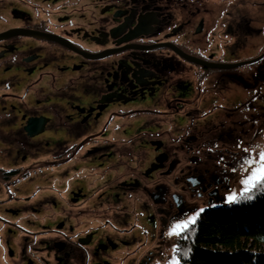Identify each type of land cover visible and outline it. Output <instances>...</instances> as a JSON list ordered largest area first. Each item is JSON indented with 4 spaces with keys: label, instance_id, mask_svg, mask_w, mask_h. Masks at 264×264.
I'll return each instance as SVG.
<instances>
[{
    "label": "flooded vegetation",
    "instance_id": "af4514ba",
    "mask_svg": "<svg viewBox=\"0 0 264 264\" xmlns=\"http://www.w3.org/2000/svg\"><path fill=\"white\" fill-rule=\"evenodd\" d=\"M232 7L238 16L217 15ZM256 31L264 32V0H0V35L8 33L0 38V87L15 88L0 96V134L13 127L10 136L21 135L18 158L7 156L17 166L2 202L15 207L0 212V264H17L25 251L34 260L21 264L123 262L131 229L105 207L142 197L149 216L170 209L180 191L166 136L181 132L178 139L200 149L214 141L182 118L203 109L204 96L223 98L230 82L242 83L237 66H217L240 62ZM31 117L45 122L34 136L25 129ZM87 208L93 217L80 213Z\"/></svg>",
    "mask_w": 264,
    "mask_h": 264
},
{
    "label": "rangeland",
    "instance_id": "374dc122",
    "mask_svg": "<svg viewBox=\"0 0 264 264\" xmlns=\"http://www.w3.org/2000/svg\"><path fill=\"white\" fill-rule=\"evenodd\" d=\"M248 5L251 6L252 4H248ZM239 6H242V4H239ZM239 6H238V8H239L238 10H239V15L241 16L243 14H242ZM255 6L257 8V5H255ZM226 12H228L232 15L233 14L237 15V9H235V7H232V9L230 11L229 10L222 11L220 15L217 13V15L218 16L222 15L223 17H225ZM251 14H252V16L254 15V9L252 10ZM255 14H256L255 17L257 18L259 13L256 11ZM215 17H217V16L214 13L212 15V18H215ZM226 19H227V17H226ZM241 20H242V17H240L239 21H241ZM255 22H256V25L261 26V23H262L261 21L259 22V20L256 19ZM243 23H244V21H242L240 25L243 26ZM256 34H257L256 37L251 35V38L255 41V43L252 45L251 42H248L250 48L248 50H245L246 52L242 48L241 50L244 51L245 53H243L244 54V55H242L243 57L239 56L238 59L246 58V56L250 55V54H251V56H255L258 54L257 56L259 57L261 54L264 53V32L256 31ZM2 36H6V35H2ZM0 38H2V37H0ZM257 56H255V58ZM229 58L234 60V61L236 60L232 57H229ZM240 61H242V60H240ZM254 68L256 69L257 65H255V63H251V64H246L245 66H241V67L237 68V70L246 74V73H250L251 71H253ZM10 74H11V72H10ZM4 77H5V75H3L0 72V78L2 79ZM6 81H8V80H6ZM9 82H10V84H9L10 87H8V86L0 87V96L4 92L5 93L14 92L15 88L13 87L11 81H9ZM204 84H207V83L204 82ZM229 86H231L228 88L229 93L227 95H225L224 98L221 97L220 100L218 99L217 105L215 106V109H213V111L216 110L217 113L215 114L214 118H212L215 120H214V122L211 121V125H214V126L220 125L219 129H216V131L213 133L214 136H216V134H222L223 137H225L226 133L230 132L233 134L235 132V130H236L235 126H233V132H231L230 130L226 129L225 126H223L221 124L222 123L221 119H223V118L226 119V115H227L226 111L228 108L231 109V107L239 104L238 103V102H240L239 99H241V101H245L248 98V96H250V94H251V92H248V91L244 92L243 89L238 84L237 85L229 84ZM260 88L261 87H259V90H260ZM212 94L204 96L203 99L201 100V105H202L203 109L211 106L209 104V102H210L209 99L212 98ZM214 97H215V95H214ZM236 110L237 109L231 110L230 114H232V116H231L233 118L232 121H237V119H238V117H237L238 114L235 113ZM262 110H264V107ZM212 113L213 112H211V114ZM184 120H185V118L183 117L182 118L183 125H184ZM193 121H190V123L192 124ZM248 124H249V128L247 130L248 132L244 131L242 136L239 135L241 137V140L239 138L238 142L234 143L232 141H228V140L225 141L224 140V141H219L218 143L214 144V142H215V140H214L212 142H209L208 146H206V148H203V150L202 149L199 150L200 153L197 150L191 149V146L189 147L185 144L184 145V151H178L177 153L173 154V156L175 158H178L180 160L177 169L174 170V175L172 178L173 187L175 186L174 190L182 192V189H184V188H179L178 185L184 184V186H186L184 190H186V192L189 195V202H187L185 204L186 206H184L183 209H180V207L178 206V210L169 209V210H164V211H157L156 208H154V210L152 212L154 214L149 216V214L147 213L148 210L145 208V206H143L144 202L142 200V197L139 201L127 202L124 205V208L121 206L120 207L119 206L118 207L113 206V207H109V208L105 207L108 212L110 211L109 213L115 212V214H116V212H117L118 217H120V215H121L123 218H125V220H126L125 227L131 229L130 238L132 240L133 245L128 246L129 248L127 247L128 251L126 250V252H124V253H127L126 255L121 254L122 256H121L120 260L123 259V262L120 261L117 264H169V261L172 259V257L174 255L178 256L181 259L182 254H184V252L186 251L184 249V247H185L184 244H186L188 237L191 236L192 233L196 231L195 227H196L197 222H195L194 225L190 226L191 231L186 230L184 233H182L180 235H176L174 233L169 234V229H170L171 223L173 222L174 218H183V215L185 213L190 214V212L192 210H194L195 208L203 207V209L205 210L206 208H208L209 206L212 205V201L210 200V198L213 199L214 205L229 204V201L227 200L226 194L230 191L231 188H236L238 190L241 187V184L239 183V181L245 172V169L238 167V161L242 162V157L245 155V150H250L251 154L253 156H255L256 158H258L259 151L261 150V148H264V114H263V117L258 118L255 113H250ZM44 125H45V122L41 127H44ZM13 126L15 127V129L17 128V126H18L17 121H15L13 123ZM12 128L13 127H10L8 133L0 134V140H1V144H0V166L3 167L2 169H0V212L5 210V213H6L7 209H10V207H12L14 205L9 206V204L6 203L7 206H5L4 203L2 202V200L8 198L7 194L9 193V189H10V186L6 182V178H7L6 175L7 174L4 175V172L8 171V173H11L12 171H14L13 168L17 166L13 163L10 165L7 156H9V151L11 150L12 151L11 156L14 158L15 157L18 158L17 157L18 152H17L16 148H18L19 142L17 140L19 137H21L20 133L17 134L15 139L13 136H10ZM170 134H169V136H170ZM179 134L180 133H172L171 135L173 137H177ZM141 136L145 137L146 134H143ZM169 136L167 135L166 139L167 140L170 139L171 142H173V145H175L177 143L182 144V141L179 139H178L179 141H176V143L174 144L175 141H174L173 137L171 138ZM229 138H230V136H229ZM8 143H10V144H8ZM7 146L10 148L5 149ZM232 147L237 148L236 152L238 155L235 156V159H233V161L228 162L229 167L227 166V168H225L224 164H220V169H218V171H217V174L219 173L220 176H218V179L214 180V182L212 181L211 176H208L207 180H206V177H205L206 173L208 174V172H211V171L209 170L208 166H206L207 164L205 165V167H204V174L205 175H203L205 180L201 182L202 185L205 187V190H203L201 187H199L201 189L202 193L197 191V189L195 190V188H198V186H199L198 182L195 184L191 180L184 182L181 179L185 175L187 170L190 171V175H193V172H191V171H192V169H194V166L197 165L195 160H197L198 162H205V163H207L209 160H216L218 157L216 156L215 153H218V156L219 157L221 156L222 159L227 158L230 160L231 153H233L231 150ZM238 147H240V148H238ZM195 149H196V147H195ZM173 150H174V152L176 151L175 148ZM195 152L198 155L196 157V159L192 156ZM184 160L188 161V165H185L183 167V169H181V167L183 166L182 161H184ZM131 165H132V163L130 161L127 164L128 169H130ZM233 168H236L237 171L233 172L232 171ZM210 169L217 170V166L212 165L210 167ZM17 172H19V171H17ZM197 173H199V172H197ZM2 178H5V179L2 180ZM87 180H88V177H86V180L84 181V184H86V186L89 185V182ZM39 182H41V181H33L32 183L37 184ZM42 182H45V184L51 183L50 180L46 181V179H43ZM34 187H36V186H34ZM48 191H50V189L45 190V191H41L40 193L44 192V194H48L49 193ZM259 193H260V191H257L255 194H253L251 199H246V201L252 200L255 196L259 195ZM50 194L54 195L52 193H50ZM59 195H60V193L57 194V196H59ZM93 195H95V194H92V196L90 195L89 198L93 199ZM137 195L142 196V192L138 191ZM16 205H18V204H16ZM174 213H176V215ZM66 214H67V212H66ZM109 215H107L106 217L109 218ZM27 218L28 217H26V219ZM15 219H17V218H15ZM149 219H150V221H151V219L153 220V222L151 224L148 223ZM197 219H198V217H197ZM197 219H196V221H197ZM17 220H20V219H17ZM23 220L24 219H21L20 222ZM26 222L27 221L25 220V223ZM68 224H73V223L69 222ZM12 229L16 230V232L13 231V233H15L17 235H19V233L23 232V231L21 232V230L19 228H17L16 226H12ZM24 235H25V233H24ZM4 251H5V248L0 246V252H4ZM121 252L123 253V251H121ZM118 253H120V252H118ZM30 255L31 256H29L26 251L23 252L21 254L22 257H17L16 263L21 264L20 261L23 258H24V263L28 262L30 257H32V256L34 257L33 254H30ZM38 257H42V256H38ZM43 259L44 258H42V260ZM33 260H34V258H33ZM112 262L113 261H111V263Z\"/></svg>",
    "mask_w": 264,
    "mask_h": 264
},
{
    "label": "trees",
    "instance_id": "16d2710c",
    "mask_svg": "<svg viewBox=\"0 0 264 264\" xmlns=\"http://www.w3.org/2000/svg\"><path fill=\"white\" fill-rule=\"evenodd\" d=\"M260 87V90L259 88L256 90V94H259L258 97L256 99L252 97L248 100L249 104L246 113H242L237 121L227 123V125L235 126L236 130L234 134L227 133V136L224 137L225 141L234 142L235 137L233 135H235L237 136L236 142H238L240 138L239 134L244 131L246 132L249 128L250 113H255L258 118L263 117L264 85ZM199 125V121H197L192 126L194 130L193 134L196 133ZM243 126H245V130H241ZM197 132L195 135L200 137V135L207 134L208 131L205 133ZM220 135L216 136L214 144L221 141ZM188 136L189 133L185 137ZM180 140L182 141L181 145L186 144L189 147L191 146V149L200 152L199 150L201 149L197 141L195 144L194 142H188L189 140ZM177 150L184 151V148ZM235 150H237L236 147ZM215 154L218 158L216 160H209L207 163L195 160L197 165L192 169L193 175L190 177L196 178L197 175H205L203 172L207 164L206 166H208L211 172L206 173L205 177L211 176L214 182L220 176L219 173L217 174L220 164H223L224 160L231 162L238 155L236 151H233L229 160L227 158L222 159L221 156H218V153ZM196 155L195 152L192 156L196 159ZM173 158L175 157L173 156ZM212 165L217 166V170L210 169ZM224 166L227 168L226 165ZM197 171L202 174H197ZM5 174H8V171L4 172ZM257 191H260L259 195L255 196L252 200L246 201V199H241L238 201V204H231L229 202L231 205L220 204V206L211 207L209 212L205 211L196 223V231L188 237L186 244H184V249L188 251V255L182 254L181 264H264V239L261 238L264 237V191L256 190L252 193V196ZM217 207L223 208L217 211L214 209Z\"/></svg>",
    "mask_w": 264,
    "mask_h": 264
},
{
    "label": "bare ground",
    "instance_id": "6f19581e",
    "mask_svg": "<svg viewBox=\"0 0 264 264\" xmlns=\"http://www.w3.org/2000/svg\"><path fill=\"white\" fill-rule=\"evenodd\" d=\"M255 7V6H254ZM256 8V7H255ZM261 47V46H260ZM264 54V53H263ZM263 54H261V55H263ZM260 55V56H261ZM256 56V55H255ZM255 56H251V54L250 55H247L246 56V58H241V60L242 61H240V62H244V64H241V65H238L237 67L239 68V67H241V66H245L246 64H249V62L251 61V60H254V59H257V57L255 58ZM243 57V56H242ZM262 57H264V55L262 56ZM261 57V58H262ZM214 63V62H213ZM212 63V64H213ZM233 68H235V67H233ZM255 69V68H254ZM257 69H258V73H257V75H256V77H253V78H250L249 76H248V73H246L245 74V76H243V78H242V83H232V82H230V84H234V85H239L242 89H243V91L244 92H251V94H250V96H248V98L245 100V101H241V99H239V101L240 102H238L239 104H237L236 106H233V107H231V109L230 108H228L227 109V111H226V113H227V115H226V119L225 118H223V119H221V121H222V125L223 126H225L226 127V129H228V130H230L231 132H233V126H230V125H227V123H229L230 121H232V114H230L231 113V110L232 109H237L236 111H235V113H237L238 114V119H239V117L242 115V113H246V111H247V106H248V104H249V102H248V100L250 99V98H252L253 97V99H256L257 97H258V95L259 94H256V90L260 87V86H262V85H264V61H263V64H260L258 67H257ZM257 69H255V70H257ZM231 87V86H230ZM217 98H219V100H220V98H221V96H217V97H214V99H213V97H212V99H209L210 100V102H209V104L211 105V106H209V107H207V108H204V109H200V110H197V109H195L194 111H193V118H189V116H187V117H184L185 118V120H184V126H186V125H190L191 127L194 125V123L195 122H197V121H199V126L201 127V128H203V130L205 131H210L211 133H212V136H214V132L216 131V129H219V126H214V125H211V121H213L214 122V120L215 119H212V118H214V116H215V114L217 113V111L215 110V111H213V106L215 105V102H217L218 101V99ZM224 98V97H223ZM211 112H213L212 114H211ZM222 117V116H221ZM237 119V120H238ZM194 120V121H193ZM190 121H193V123L191 124L190 123ZM200 122H202V123H200ZM225 122V123H224ZM206 124H207V126H206ZM43 130V127H39V129H34V131H31V130H29L28 132H27V134L28 135H30V136H34V135H36L37 133H39V132H41ZM241 130H245V126H243L242 128H241ZM227 131V130H226ZM246 132H248V131H246ZM180 134H181V132H180ZM179 134V135H180ZM234 134V133H233ZM178 135V136H179ZM218 134H216V136H217ZM240 136H242L243 135V133H240L239 134ZM149 136H151L152 137V132L150 131V133H149ZM177 136V137H178ZM216 136H214L215 138H216ZM223 135L221 134L219 137H220V140L221 141H224V137H222ZM226 136H227V133H226ZM234 137H235V141L234 142H236L237 141V136H235V135H233ZM239 136V137H240ZM169 137H173L171 134H170V136ZM177 137H173V139H174V144L176 143V141H179L178 140V138ZM240 140H241V137H240ZM170 143H171V155H172V157H173V154L176 152H174V145H173V142H171V140H170ZM177 144H179V143H177ZM177 144H175V145H177ZM233 148V149H232ZM231 148V150H232V152L233 151H236L235 150V147H232ZM176 149V148H175ZM9 153H10V151H9ZM200 153V152H199ZM198 153V154H199ZM198 155H196V157H197ZM176 162H177V164H174V166H173V169H172V172H173V175H174V170H176L177 169V167H178V165H179V162H180V160L177 158L176 160H175ZM223 164L224 165H226V166H228L229 167V165H228V161H224L223 162ZM182 167H181V169H183V167L185 166V165H188V161L187 160H184V161H182ZM191 172H193V171H191ZM197 172H199V171H197ZM196 172V173H197ZM204 173V172H203ZM208 173H210V172H208ZM197 174H202L201 172H199V173H197ZM191 175H190V171H188L187 170V172L185 173V175L181 178L184 182L185 181H187V179L190 177ZM172 178H173V176H172ZM3 179H5V178H2V180ZM206 180H207V178H206ZM6 182H8V180L6 179ZM172 183H173V180H172ZM178 187L179 188H184L185 189V187L186 186H184V184H180V185H178ZM174 189H175V186L173 187ZM184 189H182V192H179V193H175V196H173V201H174V203L172 202V201H170V199H169V201L167 202V204L170 206V209H176V210H178V206L180 207V209H183V207L184 206H186L185 204L187 203V202H189V195H188V193L186 192V190H184ZM197 189V191H199L200 193H202V191H201V189L199 188V186H198V188H195V190ZM231 204H238V202H231ZM230 204V205H231ZM98 206H100V205H98ZM98 206H94L93 205V209H97L96 211H99V210H102L100 207H98ZM98 207V208H97ZM223 207H219V208H214V209H216L217 211H220V209H222ZM209 207L208 208H206L205 210H203L201 213H200V215L198 216V219L200 218V216L203 214V213H205V211L206 212H209ZM80 210L79 209H76L75 210V214H74V217H73V219H76V215H77V213L79 212ZM58 213V212H57ZM80 213H83V214H85V217L87 218V217H93L94 216V214H95V212L92 210V209H89V208H87V210H85V211H82L81 210V212ZM175 215H176V213H174ZM120 217H122L121 215H120ZM120 217H117V218H120ZM198 219H197V221L196 222H198ZM116 222H121V220H117ZM18 238V237H17ZM0 245L2 246L3 245V243L2 242H0Z\"/></svg>",
    "mask_w": 264,
    "mask_h": 264
},
{
    "label": "snow or ice",
    "instance_id": "6c2138e0",
    "mask_svg": "<svg viewBox=\"0 0 264 264\" xmlns=\"http://www.w3.org/2000/svg\"><path fill=\"white\" fill-rule=\"evenodd\" d=\"M238 167L245 169L239 183L241 187L237 190L231 188L226 194L229 202H238L241 199H251L252 193L256 190L264 191V148L259 151V156L256 158L250 152L245 150V155L242 157V162L238 161ZM233 172L237 169L233 168ZM203 207L195 208L190 214L185 213L183 218H174L171 223L169 234L180 235L186 230L191 231V225H194L197 217L203 211ZM264 239V237H261ZM184 255H188V251L184 252ZM169 264H181V259L178 256H173L169 261Z\"/></svg>",
    "mask_w": 264,
    "mask_h": 264
},
{
    "label": "water",
    "instance_id": "95a60500",
    "mask_svg": "<svg viewBox=\"0 0 264 264\" xmlns=\"http://www.w3.org/2000/svg\"><path fill=\"white\" fill-rule=\"evenodd\" d=\"M4 35L8 34L7 32H4L2 33ZM2 35H0L1 37ZM264 55V54H263ZM263 55L257 57V59H254V60H251V61H257L258 59H260ZM250 61V62H251ZM241 64H244V62H235V63H226L224 65H218L217 64H213V65H210V66H217V67H228V68H233L235 66H238V65H241ZM207 65V64H206ZM26 131L28 129H39V127H41L43 124H44V119L42 117H39V118H29L28 121L26 122Z\"/></svg>",
    "mask_w": 264,
    "mask_h": 264
}]
</instances>
